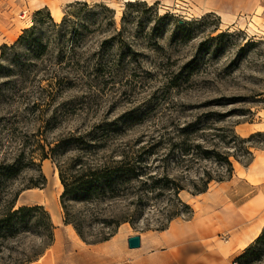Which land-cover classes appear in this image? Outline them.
Here are the masks:
<instances>
[{"label": "rangeland", "instance_id": "374dc122", "mask_svg": "<svg viewBox=\"0 0 264 264\" xmlns=\"http://www.w3.org/2000/svg\"><path fill=\"white\" fill-rule=\"evenodd\" d=\"M53 6L61 11L59 21L51 17ZM260 7L264 0H0V47H12L32 27L28 40L48 46L35 55L29 44L16 45L0 59V165H12L22 152L26 164L12 177L0 176V198L20 192L16 208L43 206L51 222L49 210L56 218L53 243L46 249L31 234L0 238V264H29L42 257L74 264L82 257L80 238L64 223L58 171L51 160L40 159L39 146L47 151V143L60 135L91 131L108 135L104 154H141L149 175L179 177L175 164L184 140L230 151L233 174L212 181L203 195L180 192L179 200L191 212L184 210L164 229L166 194H145L138 205L122 200L99 206L85 203L82 195L70 196L65 205L81 221L87 240L102 231L96 216L136 210L133 221L112 237L119 252L130 254L127 239L139 236L145 253L162 242L189 241L209 243L210 249L232 247L228 255L242 248L228 264H264V240L253 255L238 260L264 230ZM63 20L58 31L52 28V22ZM232 132L241 139L260 135L241 144L230 140ZM242 145L252 153L249 165L233 157ZM31 158L37 166L28 164ZM190 167L195 182L203 171L214 177L221 172L213 161ZM38 169L46 184L26 189ZM258 225L257 237L249 239ZM116 260L121 262V255Z\"/></svg>", "mask_w": 264, "mask_h": 264}, {"label": "trees", "instance_id": "16d2710c", "mask_svg": "<svg viewBox=\"0 0 264 264\" xmlns=\"http://www.w3.org/2000/svg\"><path fill=\"white\" fill-rule=\"evenodd\" d=\"M54 24L52 28L59 30L63 25ZM35 27L25 29L19 40L12 47L3 45L0 47V59L5 58L7 49L15 48L16 45L24 43L29 44L33 54L41 55L47 50V44L37 40H28V36L33 35ZM260 135L259 133L255 134ZM255 135L248 139H241L232 132L229 137L231 141L246 143ZM108 135H98L94 131L85 134L67 133L58 136L55 140L47 143L48 150L44 146H39L41 151L40 159L51 160L58 171L59 182L63 187L61 203L64 211V223L71 224L82 242L85 244H98L108 241L116 233L118 228L124 223H131L135 216V211L122 212L119 214H110L100 219L102 231L96 234L94 240H87L81 229V221L78 220L65 205V201L73 196L82 199L91 206H99L102 203L114 201L130 200L131 205H138L142 202L143 195H152L157 198L161 195H168V208L165 212V228L172 220L178 218L184 213V210L191 212L189 206L181 202L178 194L184 190L191 191L193 195H200L207 191L208 185L212 181L223 182L229 180L233 174L232 163L229 157L230 151L225 153L217 152L213 149L203 147L201 144L187 142L180 143L176 168L181 172L179 177H171L167 174L159 176L149 175L145 172L147 166H144L145 160H142L141 154L126 153L114 155L101 152L105 146ZM223 141V140H222ZM225 141V140H224ZM229 145V142H223ZM229 148V146H227ZM23 152L19 154L12 165H0V176L6 178L16 175L26 164L22 160ZM118 158H115V157ZM233 157L238 160L240 157L246 160V165L252 161V153L248 147L243 146L235 150ZM199 161H213L221 170L218 176L214 177L210 172L203 171L201 177L195 182L189 177L191 167ZM143 163V165H142ZM28 164L37 166L33 159L28 160ZM190 164V166L188 165ZM148 170V169H147ZM38 176L32 180L26 188H39L46 184V179L38 169ZM20 192H14L5 198H0V238L13 237L21 233L36 236L43 243V248H48L53 243L54 226L50 216L43 206H19L16 208V202ZM136 197V200L132 198ZM96 209V208H95ZM264 240V230L261 236L239 256L242 261L253 255L256 246Z\"/></svg>", "mask_w": 264, "mask_h": 264}, {"label": "crops", "instance_id": "0c3cea01", "mask_svg": "<svg viewBox=\"0 0 264 264\" xmlns=\"http://www.w3.org/2000/svg\"><path fill=\"white\" fill-rule=\"evenodd\" d=\"M75 1V0H72ZM162 1V0H150ZM70 3V2H68ZM264 11L263 7H260ZM177 230V229H175ZM173 230V231H175ZM176 233V232H175ZM138 249L130 250L127 246V251L130 254H124L123 251H118L114 248L112 238L108 241L98 244H85L81 241L83 247L80 248L82 257L74 259V264H228L232 256H238L242 250L228 255L232 251V247L228 249H219L213 246L210 249V244H199L196 242H162L158 244V248L148 253H145L143 241ZM137 251V252H136ZM121 255V262L117 261ZM228 255V256H227ZM29 264H55L53 259L45 257L40 258Z\"/></svg>", "mask_w": 264, "mask_h": 264}, {"label": "bare ground", "instance_id": "6f19581e", "mask_svg": "<svg viewBox=\"0 0 264 264\" xmlns=\"http://www.w3.org/2000/svg\"><path fill=\"white\" fill-rule=\"evenodd\" d=\"M135 1H140V2H147V0H127V2H135ZM47 6V5H46ZM50 13H51V17L55 20V21H59L60 20V18H61V11L57 8V7H55V6H53L51 9H50ZM256 164V163H255ZM235 167V166H234ZM239 169V168H238ZM239 174H243V172L242 171H240L239 172ZM250 180L253 182L254 181V176L252 175V176H250ZM56 183L58 184V187H59V192L58 193H60L62 190H63V187H62V185L60 184V182H59V179H58V177L56 176ZM200 195H203V194H200ZM199 196V195H198ZM57 203V202H56ZM57 205V204H56ZM49 212H50V214H51V219H52V222L55 224V222H56V218H55V216H54V214H53V212H52V210H49ZM263 222V221H262ZM261 225V224H260ZM262 226V225H261ZM259 225H258V227H256L254 230H253V234L251 235V237H249V239H252V238H256L257 237V235H258V230H259ZM261 229V228H260ZM258 231V232H257ZM247 233H248V230H247ZM251 233V232H250ZM248 237V236H247ZM246 239V238H245ZM243 241V240H242ZM244 243V242H243ZM242 245V244H241ZM244 246V245H243Z\"/></svg>", "mask_w": 264, "mask_h": 264}, {"label": "water", "instance_id": "95a60500", "mask_svg": "<svg viewBox=\"0 0 264 264\" xmlns=\"http://www.w3.org/2000/svg\"><path fill=\"white\" fill-rule=\"evenodd\" d=\"M127 246L130 250L138 249L141 246V240L139 236L130 237L127 239Z\"/></svg>", "mask_w": 264, "mask_h": 264}]
</instances>
